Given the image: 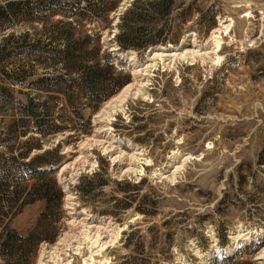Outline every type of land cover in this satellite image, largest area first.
<instances>
[{"label": "rangeland", "instance_id": "rangeland-1", "mask_svg": "<svg viewBox=\"0 0 264 264\" xmlns=\"http://www.w3.org/2000/svg\"><path fill=\"white\" fill-rule=\"evenodd\" d=\"M149 1L99 0L111 7L103 17L71 22L73 38L99 34L128 81L98 104L76 95L79 115L49 99L47 111L66 127L45 137L8 133L25 117L20 105L45 96L24 87L36 76L17 81V72L55 67L16 52L22 33L43 40L61 17L44 10L42 21L15 19L0 32V151L40 139L31 154L52 152L47 167L64 192L56 237L31 264H264V0H173L157 16ZM134 4L144 33L161 41L121 49L117 23ZM146 194L157 203L150 214L137 210ZM44 204L24 205L9 227L26 233ZM250 243L257 250L237 256Z\"/></svg>", "mask_w": 264, "mask_h": 264}, {"label": "trees", "instance_id": "trees-1", "mask_svg": "<svg viewBox=\"0 0 264 264\" xmlns=\"http://www.w3.org/2000/svg\"><path fill=\"white\" fill-rule=\"evenodd\" d=\"M172 2L173 0H150L147 5L157 16ZM109 8L111 7L101 4L99 0L7 1L0 4V32L8 29L15 19L42 21L39 13L44 10L61 17L58 20L61 24L55 26L56 29L51 35L49 32L45 33L43 40L39 38L31 41L28 32L21 34L23 44L17 49V54L43 57L47 63H54L55 67L52 72L47 71V67L40 73L33 71L26 74L23 69L17 72V81H22L27 76H36L24 87L43 92L45 96L42 100L28 97L26 103L20 105V114L25 117L14 120L7 128L8 133L14 132L15 128H20L17 130L21 135L28 131L38 133L40 137L56 133L66 126L61 118H52V113L47 111L49 99L63 98L65 107L71 108V114L79 115L72 105L76 95H84L91 102L98 104L127 83L128 75L117 71L108 52L101 51L98 33L73 38L74 32L70 27L74 20L80 21L88 17L100 19ZM139 8L140 6L134 4L117 23L118 31L114 38L121 49H146L161 41L159 33L151 36L144 33L145 29L141 23L145 18L143 9ZM65 23L70 28L60 27ZM76 127L85 131L82 125ZM1 134L0 142H5L6 139L2 138ZM41 145L40 139L31 136L21 142L20 147L14 151H0V264H31L38 245L43 241L53 242L56 237L64 192L53 175L54 170L47 167L53 164V160L48 156L52 152L44 150L31 154L40 149ZM88 184L91 186L92 181H88ZM126 185L131 186L129 183ZM124 195L127 197L125 190ZM36 200H43L45 204L34 226L26 233L11 229L8 225L10 217L17 214L24 205ZM141 203L143 206L137 210L144 214H150L147 206L155 209L157 204L150 200L149 194L142 198ZM257 247L256 243H250L238 250L237 256L253 253ZM234 259L235 257H223L217 264H257L251 259L234 263Z\"/></svg>", "mask_w": 264, "mask_h": 264}, {"label": "bare ground", "instance_id": "bare-ground-1", "mask_svg": "<svg viewBox=\"0 0 264 264\" xmlns=\"http://www.w3.org/2000/svg\"><path fill=\"white\" fill-rule=\"evenodd\" d=\"M151 50H152V48L148 49V52L151 53V52H152ZM128 87H130V85H129V86H128V85L125 86V87L121 90V92H120L119 94L121 95L123 91H125L126 89H128ZM126 92H127V91H126ZM126 92H125V93H126ZM119 94H118L116 97L120 96ZM124 97H125V96H124ZM118 98H119V97H118Z\"/></svg>", "mask_w": 264, "mask_h": 264}]
</instances>
